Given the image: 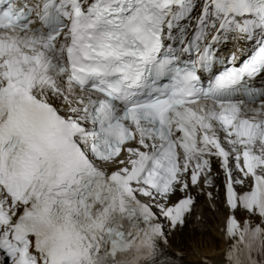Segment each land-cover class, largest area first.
<instances>
[{
  "label": "snow or ice",
  "instance_id": "6c2138e0",
  "mask_svg": "<svg viewBox=\"0 0 264 264\" xmlns=\"http://www.w3.org/2000/svg\"><path fill=\"white\" fill-rule=\"evenodd\" d=\"M258 75L264 0H0V264H170L214 161L224 264H264Z\"/></svg>",
  "mask_w": 264,
  "mask_h": 264
},
{
  "label": "bare ground",
  "instance_id": "6f19581e",
  "mask_svg": "<svg viewBox=\"0 0 264 264\" xmlns=\"http://www.w3.org/2000/svg\"><path fill=\"white\" fill-rule=\"evenodd\" d=\"M213 172L212 188L203 192L199 189L191 191L196 204L192 214L187 217V228H177L169 237L166 253L184 264H224L223 253L228 242L222 229L229 210L223 203V174L216 162ZM207 191L213 193L215 206L213 201H209ZM180 195L177 193V197ZM177 197H173V200ZM182 231L183 236L180 235Z\"/></svg>",
  "mask_w": 264,
  "mask_h": 264
},
{
  "label": "rangeland",
  "instance_id": "374dc122",
  "mask_svg": "<svg viewBox=\"0 0 264 264\" xmlns=\"http://www.w3.org/2000/svg\"><path fill=\"white\" fill-rule=\"evenodd\" d=\"M183 228H185V229H186V228H187V226H184ZM185 229H184V230H185ZM194 229H195V228H194ZM180 235H181V236H183V235H184V231H182V232L180 233ZM196 236H197V233H196Z\"/></svg>",
  "mask_w": 264,
  "mask_h": 264
}]
</instances>
